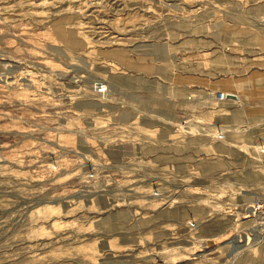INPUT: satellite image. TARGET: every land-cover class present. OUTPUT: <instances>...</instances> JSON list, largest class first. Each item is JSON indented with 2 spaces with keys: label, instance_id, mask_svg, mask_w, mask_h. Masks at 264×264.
<instances>
[{
  "label": "rangeland",
  "instance_id": "1",
  "mask_svg": "<svg viewBox=\"0 0 264 264\" xmlns=\"http://www.w3.org/2000/svg\"><path fill=\"white\" fill-rule=\"evenodd\" d=\"M0 264H264V0H0Z\"/></svg>",
  "mask_w": 264,
  "mask_h": 264
},
{
  "label": "water",
  "instance_id": "2",
  "mask_svg": "<svg viewBox=\"0 0 264 264\" xmlns=\"http://www.w3.org/2000/svg\"><path fill=\"white\" fill-rule=\"evenodd\" d=\"M225 97H227L229 99H235V96L234 95H231V94H227Z\"/></svg>",
  "mask_w": 264,
  "mask_h": 264
}]
</instances>
